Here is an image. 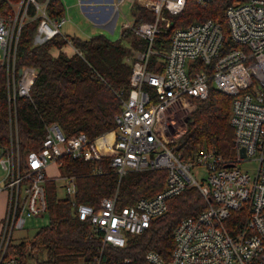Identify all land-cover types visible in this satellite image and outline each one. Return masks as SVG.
<instances>
[{"label": "built area", "instance_id": "built-area-1", "mask_svg": "<svg viewBox=\"0 0 264 264\" xmlns=\"http://www.w3.org/2000/svg\"><path fill=\"white\" fill-rule=\"evenodd\" d=\"M7 1L12 12L0 15V67L6 69L10 119L16 129V101L31 98L38 76L34 67L17 68L23 26L38 19L34 43L43 44L64 36L68 18L50 17L49 0ZM144 1L142 6L152 20L126 19L122 27L144 46L132 58L130 91L122 100L115 127L91 139L85 133L68 137L57 123L48 124L42 147L30 152L24 164L18 142L10 153L0 147L7 179L0 189L7 193V210L0 224V264H23L20 257L7 255L13 231L23 229L27 218L47 214L50 179L46 170L51 164L62 166L64 156L96 162L95 174H102L106 163L119 182L128 172H167L163 190L134 205L119 208L118 191L104 198L98 209L75 205L78 218L101 239L92 264H129V259L108 263L106 248H124L129 235L146 231L168 211L171 198L190 188L199 190L206 209L176 225L175 246L168 259L149 251L145 264H264V0H225L227 34L224 24L213 18L173 28L172 17L186 9L188 0ZM194 1L205 8L216 0ZM162 34L169 35L164 51L155 48ZM212 88L231 97L236 157L226 161L215 146H205L185 160L176 151V143L186 132L187 118L180 125L171 112L193 99L205 100ZM246 160L258 162L254 177L237 167ZM196 167L207 170L204 183L195 179L192 169ZM63 179L66 195L75 204L76 178Z\"/></svg>", "mask_w": 264, "mask_h": 264}, {"label": "trees", "instance_id": "trees-1", "mask_svg": "<svg viewBox=\"0 0 264 264\" xmlns=\"http://www.w3.org/2000/svg\"><path fill=\"white\" fill-rule=\"evenodd\" d=\"M227 4L225 0H216L203 8L188 0L186 9L172 17L173 28L213 18L224 24L227 34L224 20ZM11 12L9 2L0 0V15ZM48 13L52 18L64 16L62 0H49ZM132 15L136 23L152 20L150 11L138 3L132 6ZM38 23L36 19L23 26L18 45L17 68L34 67L38 76L31 98L19 97L16 101V129L10 119L6 69L0 67V147L10 153L12 149L16 151L18 142L22 164L30 152L42 147L48 124L57 123L68 137L85 133L91 139L113 129L115 117L122 111V100L130 91L132 58L144 46L128 30H122L121 38L116 41L103 34L90 38L58 35L43 44H35ZM125 37H132L130 46L123 43ZM168 40V34L157 38L163 51L168 47ZM69 42L75 48L72 53L64 51ZM150 69L159 71L152 66ZM231 102L230 96L215 88L205 100L193 99L194 105L186 117V132L176 144V151L185 160L193 158L205 146H215L226 161L236 157L230 125ZM102 165L103 173L95 174L96 162L64 156L62 176H74L77 182L75 204L68 197H58L53 180L47 181L49 223L32 240L10 243L7 255L20 257L24 264L27 257L45 250L50 264H77L80 260L92 264L101 239L92 235L89 224L78 218L75 205L88 204L98 209L104 198L113 197L118 191L117 205L123 208L134 205L140 198L155 196L165 186L166 170L128 172L119 182L118 175L106 163ZM206 207L197 188L186 190L169 200L168 211L153 220L146 231L129 235L124 248L107 247L104 259L108 263L129 259V264H145L149 251L168 259L175 246L176 225Z\"/></svg>", "mask_w": 264, "mask_h": 264}, {"label": "rangeland", "instance_id": "rangeland-1", "mask_svg": "<svg viewBox=\"0 0 264 264\" xmlns=\"http://www.w3.org/2000/svg\"><path fill=\"white\" fill-rule=\"evenodd\" d=\"M145 1L140 0V4H143ZM64 3L66 5V8H70L68 18L69 20L68 24L65 25L62 29L63 33H66L70 37L74 34H81L83 35V32H76L78 27H81L83 31H88V33L92 34H100L105 33L107 37H109L111 40L116 41L121 38V13L120 16L117 19V22L115 24V27L112 31L103 30L95 27L94 22L89 17H78V11L77 14H75V10H78V7L72 6L70 3V0H64ZM71 9L74 11H71ZM12 10V9H11ZM76 16V18H75ZM152 17V16H150ZM74 30H70L72 27ZM86 31V32H87ZM85 37V36H84ZM123 43L126 46H130L132 43V37H125L123 40ZM155 48L158 50H162L156 41ZM157 58V56H154ZM194 103L188 102L186 106L181 105L175 108L171 114L172 116L177 120L178 124L185 123V118L188 116V114L191 111V108L193 107ZM179 141V140H178ZM177 141V142H178ZM177 144V143H176ZM237 167L241 169L244 172H248L252 177L256 175L257 168H258V162L256 160H246L242 162L237 163ZM192 173L195 177V179L199 183H204L206 181L207 177V170L204 167H196L192 169ZM46 174L48 179L53 180L55 185L57 186V195L60 198L67 197L66 191L64 189L65 181L62 176V168L58 164H51L47 170ZM6 172L2 168V165L0 164V189H3L4 186L7 183V179L5 178ZM49 181V180H48ZM49 223V216L48 214H45L43 216H36V217H29L26 219V225L23 229H15L12 234L11 243L16 244L21 241H30L34 238L36 233L44 226H46ZM1 224V221H0ZM24 264H50L47 262V255L45 250H39L35 256L27 257L24 261ZM77 264H85L83 260H80Z\"/></svg>", "mask_w": 264, "mask_h": 264}, {"label": "crops", "instance_id": "crops-1", "mask_svg": "<svg viewBox=\"0 0 264 264\" xmlns=\"http://www.w3.org/2000/svg\"><path fill=\"white\" fill-rule=\"evenodd\" d=\"M65 7V16L68 18L70 8H66L64 0H62ZM70 3L74 7H78V10H75V14L78 11V17H89L95 24L96 28L112 31L115 27L118 17L121 13V33L124 21L126 19L135 20L132 15V6L135 3L140 4V0H70ZM142 5V4H140ZM74 15V11L71 9ZM68 12V14H67ZM76 18V16H75ZM68 18V22H69ZM68 22L65 24L67 25ZM64 25V26H65ZM72 27V26H71ZM76 32H83V35L74 33L72 36H78L81 38H90L99 34L88 33V31H83L81 27H78ZM70 30H74L72 27ZM66 36V33H63ZM106 35L105 33H100ZM85 36V37H84ZM70 37V36H69ZM64 51L72 53L75 51V48L68 43L64 47ZM7 210V193L5 191H0V221L3 220Z\"/></svg>", "mask_w": 264, "mask_h": 264}, {"label": "water", "instance_id": "water-1", "mask_svg": "<svg viewBox=\"0 0 264 264\" xmlns=\"http://www.w3.org/2000/svg\"><path fill=\"white\" fill-rule=\"evenodd\" d=\"M241 156L242 157H245V154H244V151L243 150L241 151Z\"/></svg>", "mask_w": 264, "mask_h": 264}]
</instances>
